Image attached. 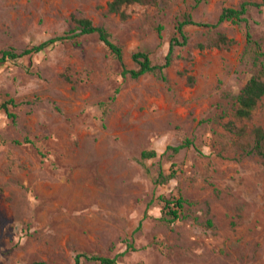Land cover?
<instances>
[{
  "label": "rangeland",
  "instance_id": "obj_1",
  "mask_svg": "<svg viewBox=\"0 0 264 264\" xmlns=\"http://www.w3.org/2000/svg\"><path fill=\"white\" fill-rule=\"evenodd\" d=\"M110 1L0 0V51L70 32L83 15L124 53L120 62L94 33L0 65V104H18L16 118L0 108V264H73L80 252L117 264H264V157L241 148L264 128V99L250 120L233 113L259 70L246 34L264 50V7L250 6L248 23L186 26L167 81L122 74L136 50L162 62L185 12L215 23L224 7L262 0H160L126 7V18L108 13ZM219 33L234 44L216 45ZM161 167L177 174L156 184ZM179 194L183 216L170 222L159 197Z\"/></svg>",
  "mask_w": 264,
  "mask_h": 264
},
{
  "label": "trees",
  "instance_id": "obj_2",
  "mask_svg": "<svg viewBox=\"0 0 264 264\" xmlns=\"http://www.w3.org/2000/svg\"><path fill=\"white\" fill-rule=\"evenodd\" d=\"M160 0H111L108 3V13H116L121 17L126 18L127 14L125 13V8L131 5H156ZM250 6H256L258 8L264 7V0L261 2L256 1H244L240 4L239 7L229 6L224 7L217 22H198L193 19L191 12H185L182 14L176 23L175 33L170 41V46L168 52L165 54V57L162 62H154L148 52L144 50H136L132 53V58L136 64L135 68L124 69L122 74L127 76L128 74L133 78H138L146 73H153L157 75L160 79L167 81L168 77L165 73L166 68H168L174 60V48L177 44H186L188 41V35L185 30V27L188 25H198L207 28H215L221 23L230 21L233 23H248V11ZM77 25L70 32H65L61 35L49 38L39 44H34L29 47H26L21 52H18L14 48H9L0 51V65L6 63L20 64L21 59L24 56L32 55L38 52H41L47 48L53 47L59 43L72 41L74 44L79 45V37L86 34H98L99 39L114 53L117 59L120 62L124 60L123 48L115 43L109 31L104 26L95 25L94 22L86 17L80 16L75 18ZM163 27L159 26V33L162 31ZM247 48L252 49L254 54L257 57L259 63V70L257 73L253 74L248 81L242 86L240 91L234 96L233 101V113L234 116L241 120H250L253 116V113L258 108L260 102L264 99V50L260 41L253 39L252 34L247 30ZM234 39L229 38L224 33H219L217 39L215 40L216 45H232L234 44ZM27 70H30L29 68ZM18 104L14 99H9L3 101L0 104V108L4 109L7 114L16 118L17 115L10 111V106H17ZM253 143L249 145H242V150L244 154L259 155L264 157V128L262 126H254L252 129ZM25 142H30V139H25ZM16 143H22L19 140H15ZM193 145L191 139H186L182 144L177 146L168 145V150H173V152H179L182 148ZM158 155L157 151L147 150L143 151L142 156L144 158H153ZM177 171L173 168H170L166 172L162 167L156 177V184H164L170 181L175 177ZM160 200L163 202V213L165 216H168L170 222H174L183 216V211L187 200L182 195H172L164 196L161 195ZM209 224L212 225V221H209ZM142 223H140V228ZM82 258L87 260H93L99 264H117V257H109L98 254H87L85 252H80L75 257V262L73 264H83ZM30 264H51L44 260L33 261Z\"/></svg>",
  "mask_w": 264,
  "mask_h": 264
}]
</instances>
